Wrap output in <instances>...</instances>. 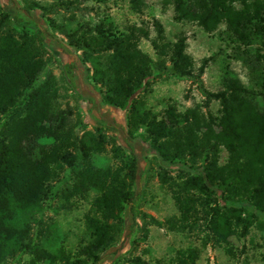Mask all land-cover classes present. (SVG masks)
<instances>
[{"label":"trees","instance_id":"obj_1","mask_svg":"<svg viewBox=\"0 0 264 264\" xmlns=\"http://www.w3.org/2000/svg\"><path fill=\"white\" fill-rule=\"evenodd\" d=\"M127 2L138 14L145 6L144 0ZM164 2L171 5L174 21L194 23L205 33L223 25L229 53L221 65L219 88L205 90L203 104L181 111L167 104L159 118L144 106L148 79L166 71L199 78L214 54L202 57L195 68L185 52V34L166 40L156 18L128 25L123 32L102 22L61 29L49 20L48 26L62 35L56 38L53 29L34 22L33 11L64 8L68 0L48 8L36 2L16 7L12 20L20 31L8 27L9 15L0 7V264L19 253L28 254L31 264H101L112 257L116 251L111 248L126 228L122 216L136 198L135 183L146 174L148 160L142 156L145 167L139 168L137 143L145 154L182 173L174 179L165 168L157 172L160 182L167 183L177 214L162 221L147 216L150 223L201 234L202 246L227 243L233 234L245 236L253 223L264 229V0ZM150 28L154 59L138 47ZM47 44L69 57L71 76H77L80 64L86 66L97 101L124 112L121 132L129 153L120 164L90 163V155L112 140L101 127L76 131L81 121H71L70 109L58 107V87L46 69ZM226 59L246 68L249 86ZM210 100L217 101L215 114L201 110ZM42 137L51 139L48 148L37 142ZM222 150L225 158L219 163ZM64 166L74 172L66 198L95 193L83 214L87 240L73 253L54 247L55 225L38 217ZM198 255L196 247L178 248L168 261L194 264Z\"/></svg>","mask_w":264,"mask_h":264},{"label":"rangeland","instance_id":"obj_2","mask_svg":"<svg viewBox=\"0 0 264 264\" xmlns=\"http://www.w3.org/2000/svg\"><path fill=\"white\" fill-rule=\"evenodd\" d=\"M57 1L0 0V7L9 15L8 27L20 31L22 28L12 20L16 7H33V2H36L48 8ZM164 1L144 0L145 6L138 14L130 10L127 0H68L64 8H54L47 13L40 8H35L33 20L49 31L53 29L48 26L51 20L55 27L61 29H73L78 25L92 27L102 22L110 24L116 32H123L128 25H138L140 21L149 22L152 18H156L163 27L166 40L173 41L177 34H185V52L192 59L195 68L202 57L214 54L213 60L206 64L199 78L177 77L166 71L154 74L148 79L146 90L142 94L144 106L159 118L167 104H173L178 111L195 104H203L204 91H215L219 88L221 65L225 60V55L229 53V45L221 32L223 25H219L216 31L205 33L194 23L174 21L171 5ZM25 29L33 31L31 26ZM53 31L56 38H62L60 33L54 29ZM153 36L154 32L150 28L148 38H140L138 41L140 50L152 59L155 55L149 39ZM44 50L46 58L49 59L46 69L54 76L58 87V107L70 109L71 121L75 118L81 121L82 125L76 127V131L82 127L85 129L101 127L106 138L112 140V143L105 144L100 153L90 155V163L96 167L120 164L119 162L129 153L121 132L124 127V112L105 107L95 99V89L88 79L85 65L80 64L76 72L77 76L73 77L67 73L66 66L71 62L66 54L49 44ZM73 54L76 55L77 52ZM226 60L233 73L239 77L241 82L249 86L246 68L233 59ZM86 84L93 89H89ZM217 107V101L210 100L207 107H201V110L204 112L208 109L215 114ZM37 142L44 148H48L51 139L42 137ZM113 146L118 147L119 151L115 152L112 149ZM144 149L138 143L135 145L139 168L145 167L142 156L148 162L144 179L141 181L137 179L135 183L136 198L131 204L132 209H127L122 216L126 228L121 231L111 248L112 251H116L115 254L104 259L101 264H141L136 261L137 258L147 264H170L168 259L174 251L185 247L199 249L198 258L194 264H264V229H261L257 223L250 226L245 236L233 234L228 238L227 243L208 242L204 246L200 242L201 234L198 235L191 231H168L150 223L147 216L162 221L177 214L167 183L160 182L157 172L160 168H165L167 174L174 179L182 176V173L177 169L165 167L152 154H145ZM224 158L225 152L222 150L219 163H222ZM77 168L79 169V166ZM73 181L74 172L68 166H64L59 177L51 183L50 193L43 201V207L38 213L39 219L44 223L55 225L54 247L62 246L71 253L87 240L83 226V214L95 195L93 190H88L83 196L74 195L66 198V189L70 188ZM35 229L36 225H33V234ZM28 259V254L19 253L8 259L5 264H31Z\"/></svg>","mask_w":264,"mask_h":264}]
</instances>
